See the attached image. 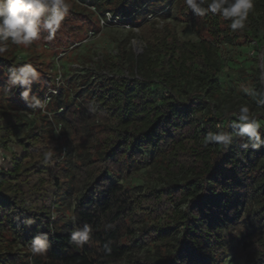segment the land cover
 <instances>
[{"label":"trees","instance_id":"obj_1","mask_svg":"<svg viewBox=\"0 0 264 264\" xmlns=\"http://www.w3.org/2000/svg\"><path fill=\"white\" fill-rule=\"evenodd\" d=\"M79 1L127 25H141L145 53L129 54L139 78L113 76L94 84L85 75L76 103L60 100L53 89L47 107L51 118L41 114L38 124L12 141L25 123L10 113L8 101L20 108L27 103L20 98L22 89L3 84L9 67L21 64L0 55V151L10 154V162H0V264H220L227 250L239 254L240 264H264V146L244 149L247 141L237 138L225 150L204 139L237 112L234 102L223 106L220 100L217 45L221 39L229 44L256 39L264 28V0H254L242 31L233 32L218 13L201 17L208 39L196 42L180 41L169 24L159 28L155 20L145 22L163 0ZM174 8L180 20L195 21L185 0H175ZM71 28L62 22L54 35L59 40ZM44 39L55 53L51 36ZM262 66L264 72V50ZM154 81L165 92L159 102L152 99ZM193 84L199 91L192 92ZM35 86L32 95L39 92ZM254 87L264 89L258 79ZM60 123L66 132L58 139L52 127ZM47 139L55 142L57 153L51 162L43 159ZM11 143L15 152L9 151ZM71 161L81 182L76 206L56 223L50 204L65 194L58 173ZM142 170L156 181L143 194L113 180ZM178 176L180 183L174 180ZM251 216L259 226L248 225L230 248L228 231ZM29 218L35 223L26 226ZM85 223L92 226L93 238L80 247L70 233ZM108 224L113 227L106 230ZM39 232L49 234L51 247L34 256L28 245ZM145 247L150 250L143 258L134 256Z\"/></svg>","mask_w":264,"mask_h":264},{"label":"rangeland","instance_id":"obj_2","mask_svg":"<svg viewBox=\"0 0 264 264\" xmlns=\"http://www.w3.org/2000/svg\"><path fill=\"white\" fill-rule=\"evenodd\" d=\"M163 1L164 6L162 8L156 7L155 13L148 16L145 21L146 23L155 20L157 23L156 27L159 28L164 24H169L175 28L180 41L196 42L200 39H208V28L201 17H194V22L189 20L188 17L182 21L179 19L178 12L175 11V0ZM69 3L70 12L63 22H67L69 25L73 24V28L67 29L66 36L59 40L55 37L56 35H51V40L55 42L53 43L55 45L52 47L56 49L55 53L50 51L51 45L46 44L47 40L44 38L47 34L48 36L50 35L47 31H44L41 33L40 38L33 41L29 46H17L11 44L9 41L8 51L3 54L13 57V63L32 64L40 73V81L34 83L39 87L37 90L39 92L35 95L41 100H49V95L55 93L53 90L55 89L58 91L57 95H59L60 100L68 99L67 101L76 103L75 95L84 89L82 80L85 75H90V80L94 84L100 82L102 79L113 76H119L128 80L132 78L138 79L139 76H136L135 71L132 69L133 63H130L129 54L132 53L135 58L145 53L144 43L133 44L131 42L133 39L142 41L138 28L141 25H127L124 21L116 19L108 12H104L103 14L98 13L95 8V12H93V7L82 4L79 0H69ZM101 19L104 20L103 24H101ZM75 31H77L78 35H75ZM137 32L139 33L138 36ZM193 33L195 34V39L191 35ZM217 46L221 73L216 76V80L219 82L221 88L222 95L220 96V100L224 101L222 105H226L225 102L227 101L234 102L238 112L242 104H249L256 110L257 117L264 121V107H257V97L250 96L243 91L244 88H255L256 79H258V84L264 87V80L261 79L260 73L264 50V28L259 29L257 38L249 42L240 38L236 42L229 44L221 39ZM7 80L8 78L3 81L4 85L8 83ZM156 84V81H154V84L150 88L153 89L152 99L159 102L162 96L165 95V92ZM191 86L189 88H192V92L199 91L198 88L196 89L195 84ZM64 91L67 92L68 96H64ZM7 95L8 93H4L2 96L8 97ZM8 103L12 106L9 109L10 113L19 116V120L25 123L24 126H21V130H16V136L11 138L14 141L16 138H22L23 132L38 124L37 119L42 112L39 109L29 107L28 104L25 108H20L15 101L10 100ZM46 116L48 119L51 118L48 115ZM228 117L229 121L235 120V116L232 113ZM57 130H59V134H57ZM62 131L66 132L63 123L52 127V135L55 138L61 139ZM44 143L47 147H55V142L50 139L45 140ZM9 149L11 152L16 151L13 143L9 145ZM62 149L65 150L63 144ZM0 155L5 157L4 163L10 162L9 152L0 151ZM73 157L74 155L72 154ZM64 170L58 173V177L60 179V189H63L65 194L60 196L57 201H53L52 199L50 204L51 218L57 220L56 223H60L59 219L69 217L73 204L77 199V189L81 185L80 180H78L77 170L72 161L66 165ZM113 180L132 189L135 194H143L150 184V186L156 185V181L147 177L145 170L137 173L129 172L119 180L115 178ZM174 180L180 183L182 177L178 176ZM255 220V217L252 216L242 219L238 225L228 231V234H230L228 238L230 248L231 246L235 247L236 240L247 231L248 225L254 224L255 227L259 226ZM241 226H243V230H241ZM130 227L135 230L137 228L136 225H130ZM149 250L148 247H145L135 252L134 256L143 258ZM20 252L21 254L24 253L22 250ZM30 253L32 252L30 251ZM32 254L34 256L40 255ZM221 262L220 264H240L241 258L238 253L234 254L227 250Z\"/></svg>","mask_w":264,"mask_h":264},{"label":"clouds","instance_id":"obj_3","mask_svg":"<svg viewBox=\"0 0 264 264\" xmlns=\"http://www.w3.org/2000/svg\"><path fill=\"white\" fill-rule=\"evenodd\" d=\"M185 4L196 17H205L209 13H218L225 20L230 21L228 27L233 31L244 30L248 20L249 12L254 7V0H185ZM206 5V6H205ZM70 9L69 0H0V55L8 51L11 44L17 46H29L33 41L40 38L41 33L47 31L49 35L57 33L68 15ZM95 12V9H92ZM110 18V17H109ZM104 20L101 19V24ZM139 33L137 32V36ZM195 39V34H191ZM133 44H142L139 39H133ZM40 81V73L30 63L20 66L9 67L8 85L11 88L22 89L20 98L29 107L39 109L42 114L51 117L47 112L49 100L39 99L32 95V85ZM243 91L253 97H259L257 107L264 105V89L244 88ZM54 94V93H53ZM235 120L229 121L227 126L223 122L216 125V131L208 132L204 139L208 144H214L227 149L239 138L247 141L241 147L247 149H259L264 146V121L256 115V110L249 104H242L238 112L232 113ZM230 128L232 131H228ZM59 134V130H57ZM54 146H49L43 152L45 162H51L56 156ZM73 204V208H75ZM73 221L76 216L73 215ZM26 226H31L35 220L29 218L24 221ZM106 230L113 225L105 226ZM243 230V226H241ZM93 238V228L90 224L75 227L70 233V240L77 246L83 247ZM111 241L105 242L103 250L106 254L111 252ZM51 247L49 234L39 232L33 236L28 248L34 254H44Z\"/></svg>","mask_w":264,"mask_h":264},{"label":"water","instance_id":"obj_4","mask_svg":"<svg viewBox=\"0 0 264 264\" xmlns=\"http://www.w3.org/2000/svg\"><path fill=\"white\" fill-rule=\"evenodd\" d=\"M260 73H261V79L264 80V72H263V66L260 65Z\"/></svg>","mask_w":264,"mask_h":264},{"label":"built area","instance_id":"obj_5","mask_svg":"<svg viewBox=\"0 0 264 264\" xmlns=\"http://www.w3.org/2000/svg\"><path fill=\"white\" fill-rule=\"evenodd\" d=\"M0 161H2V162L5 161V157L3 155H0Z\"/></svg>","mask_w":264,"mask_h":264}]
</instances>
